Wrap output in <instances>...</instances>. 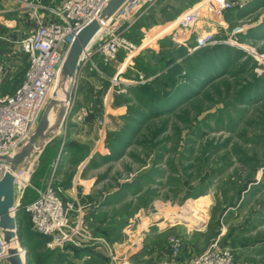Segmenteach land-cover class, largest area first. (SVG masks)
<instances>
[{
    "label": "rangeland",
    "instance_id": "1",
    "mask_svg": "<svg viewBox=\"0 0 264 264\" xmlns=\"http://www.w3.org/2000/svg\"><path fill=\"white\" fill-rule=\"evenodd\" d=\"M199 9L202 4L193 11ZM173 26L171 38L157 42V50L142 57L150 36L128 56L132 70H117L118 56L109 64L107 81V66L95 56L82 73L84 83L77 71L62 85L72 102L87 108L75 115V130L67 139L63 124L28 163L21 206L48 184H58L65 151L62 181L91 152L86 171L96 175L100 190L109 191L110 252L123 240L132 249L159 248L162 262L173 257L172 240H177L178 260H184L218 242L231 249L235 264H264V0L232 8L221 26L196 28L188 38ZM10 37V63H0L2 94L15 90L27 68L21 40L14 33ZM180 37L185 40L178 42ZM108 87L109 104L104 100ZM95 118L104 122L103 137L93 130ZM79 122H92V131L80 134ZM14 216L15 239L4 243L0 231V259L8 264L9 257L40 264L47 253L51 262V254L69 246L53 247L33 233L26 212ZM85 223L84 231L95 236Z\"/></svg>",
    "mask_w": 264,
    "mask_h": 264
},
{
    "label": "built area",
    "instance_id": "2",
    "mask_svg": "<svg viewBox=\"0 0 264 264\" xmlns=\"http://www.w3.org/2000/svg\"><path fill=\"white\" fill-rule=\"evenodd\" d=\"M109 1L64 0L52 7L32 2L25 4V8L31 10L30 19L38 21V12L44 10L53 20L39 22L37 28L21 40L20 49L27 58V68L20 84L12 93H0V157L12 154L33 131L61 76L76 36L83 28L99 19ZM142 1L127 0L111 18L105 20L107 22L104 25V20L99 22V32L95 34L97 37L82 50L78 70L86 63L93 66L95 56L102 65L109 66L123 51L128 55L137 51L138 46L124 35L121 27L129 22ZM246 2L204 0L202 9L176 19V32H179V36L188 38L196 28L210 24L221 26L224 13L232 8H242ZM203 10H206L208 18L202 15L205 13ZM103 35L105 36L102 37ZM210 36L213 34L209 32L206 38L209 39ZM181 37L177 39L178 42L185 40H181ZM96 124L98 134L103 137V120H96ZM25 169L15 176L14 200H17L15 208L21 207L27 213L33 233L47 239L51 246L61 248L74 244L78 235L90 237L84 231L82 221H73L80 209L73 203L64 201L60 189L52 183L37 191L32 201L21 206L30 178L29 168ZM7 171V164L0 160V179ZM172 254L177 259L162 261L160 264H235L231 249L218 242L212 243L199 255L178 260L180 246L177 240H172Z\"/></svg>",
    "mask_w": 264,
    "mask_h": 264
},
{
    "label": "crops",
    "instance_id": "3",
    "mask_svg": "<svg viewBox=\"0 0 264 264\" xmlns=\"http://www.w3.org/2000/svg\"><path fill=\"white\" fill-rule=\"evenodd\" d=\"M59 1L60 0H0V63H3L4 59L6 60V63H10V52L7 44L11 42V33L15 34L16 40H22L37 28L39 22L46 23L53 20V17L45 13L44 10L38 12V21L30 19L29 12L31 10L25 8V4L28 2H39L42 3V6L44 7H51L62 2ZM203 1L204 0H143L137 12L134 14L136 16L138 13V16L134 17L126 26L123 25L121 31L124 32V35L129 40L139 46V48H141L143 42L148 40L146 37L153 36L152 43L147 46L146 49H142L143 51L141 55L144 57V51H152L153 49L157 50L159 46L157 42H160L166 37L171 38L172 32L175 30V25L173 26V23H176L178 17L190 13L195 10V7L201 4L203 5ZM246 1L248 2V0ZM145 13L148 15L142 19L141 16ZM119 56L121 59H119L116 64L117 70L120 72H124L126 68L132 70L133 67H130V65L133 60H130L128 57L131 55H128L123 51ZM137 60L138 59H136V61ZM88 65L89 64L86 63L78 70L80 72L79 78L81 83H84L86 80L85 75L84 78L82 77V73L87 70L85 68H87ZM83 67L84 69H82ZM105 69L108 72V76L106 75L105 79L108 81L109 66ZM109 96L110 88L108 87L104 99L105 101L108 100V104ZM77 99L79 100L80 98ZM69 103L68 116L62 130L63 136L66 139L68 134L75 130V115H78L80 110L85 111V108H87L86 106H83V103L72 102V100H70ZM89 106L91 107V104ZM105 111V114H109V109H105ZM89 112L91 114L90 116H92V111L89 110ZM96 120L97 118L93 121V130L97 129ZM76 130L79 131L80 134L90 132L92 131V122H79ZM80 138L82 139V137ZM43 150L41 152H43ZM41 152L37 153L35 156L39 155ZM66 153L67 152L65 151V158L62 163H60V172L55 176V180L58 184H52L60 189V195L64 201L71 202L80 209L79 215L75 216L73 221H86L84 227L90 228L95 236H91V233L88 231L91 236L89 241L84 238H77L75 239L74 244H69V246H67L68 248L65 247V250H58L59 253L57 255L55 254L54 256V254H51V259H49L51 262H46L49 253L42 256L40 260L42 262L40 264H56L55 261L58 262L57 264H160L161 250L159 248L154 249L153 252L149 250L151 249L150 247L147 250V247L145 248L144 246L143 248L142 245L140 248L132 249L129 248L130 246L125 247L122 242L123 240H120L115 242V244L113 243V246L111 245L114 252H110L109 191L100 190L98 184H94L96 175L90 174V171L88 170L86 171V165L92 159L91 152L79 159L76 164L72 166V173L68 181H62L63 176L61 171L65 169ZM22 204H25V202ZM21 212L25 211L21 207L17 208L14 215H19ZM15 220L17 225V217H15ZM99 235H103L104 238L100 239ZM136 244L138 245L139 243H135L134 241L133 245ZM114 245H117L118 247H114ZM175 258L176 257L174 256H170L167 261L175 260ZM0 264L8 263L0 259Z\"/></svg>",
    "mask_w": 264,
    "mask_h": 264
},
{
    "label": "water",
    "instance_id": "4",
    "mask_svg": "<svg viewBox=\"0 0 264 264\" xmlns=\"http://www.w3.org/2000/svg\"><path fill=\"white\" fill-rule=\"evenodd\" d=\"M127 0H110L98 20L83 28L76 36L64 62L62 73L57 81L51 98L45 105L39 121L33 131L12 154L0 157L8 166V171L0 179V231L3 242L9 243L16 237V220L14 212V179L23 171L31 159L43 150L46 143L56 136L65 123L69 112V96H59L62 85L73 80L78 70L83 48L99 30V22L111 18ZM19 208V207H18ZM10 264H21L20 258H8Z\"/></svg>",
    "mask_w": 264,
    "mask_h": 264
},
{
    "label": "bare ground",
    "instance_id": "5",
    "mask_svg": "<svg viewBox=\"0 0 264 264\" xmlns=\"http://www.w3.org/2000/svg\"><path fill=\"white\" fill-rule=\"evenodd\" d=\"M107 21H104V22H102V25H104V23H106ZM99 32V31H98ZM96 34V33H95ZM88 44V43H87ZM87 44H86V46H87ZM88 47V46H87ZM85 53V52H84ZM69 81V80H68ZM71 82H72V80H70ZM68 85H69V83H68ZM68 88L66 89V87H61V89H60V91H59V96H62V94H65L66 96H69V94H68ZM65 95H63V97L65 96ZM17 203V200L15 201V204Z\"/></svg>",
    "mask_w": 264,
    "mask_h": 264
}]
</instances>
